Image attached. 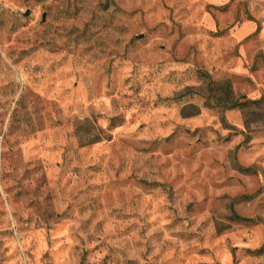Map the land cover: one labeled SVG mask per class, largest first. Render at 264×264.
<instances>
[{
  "label": "rangeland",
  "instance_id": "rangeland-1",
  "mask_svg": "<svg viewBox=\"0 0 264 264\" xmlns=\"http://www.w3.org/2000/svg\"><path fill=\"white\" fill-rule=\"evenodd\" d=\"M0 264H264V0H0Z\"/></svg>",
  "mask_w": 264,
  "mask_h": 264
},
{
  "label": "trees",
  "instance_id": "trees-1",
  "mask_svg": "<svg viewBox=\"0 0 264 264\" xmlns=\"http://www.w3.org/2000/svg\"><path fill=\"white\" fill-rule=\"evenodd\" d=\"M242 100H243V102H242ZM261 101H262L261 99L260 100H254V101L246 100L243 97L238 98L237 100H233V97L228 90L225 100H223V101L219 100L216 103L215 107H220L223 111L232 110V109H236V108H240V109L242 108L243 109L244 107H248V106H256L257 107L260 105ZM237 169L243 173H250L251 172L250 168L238 167ZM234 218L237 220H240V221H244L235 215H234Z\"/></svg>",
  "mask_w": 264,
  "mask_h": 264
}]
</instances>
